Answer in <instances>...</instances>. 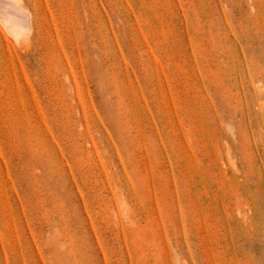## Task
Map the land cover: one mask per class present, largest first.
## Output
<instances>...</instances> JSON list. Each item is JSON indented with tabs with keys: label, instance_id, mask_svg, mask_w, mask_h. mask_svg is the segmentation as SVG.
I'll return each mask as SVG.
<instances>
[{
	"label": "rangeland",
	"instance_id": "rangeland-1",
	"mask_svg": "<svg viewBox=\"0 0 264 264\" xmlns=\"http://www.w3.org/2000/svg\"><path fill=\"white\" fill-rule=\"evenodd\" d=\"M19 1L0 264H264V0Z\"/></svg>",
	"mask_w": 264,
	"mask_h": 264
},
{
	"label": "bare ground",
	"instance_id": "bare-ground-1",
	"mask_svg": "<svg viewBox=\"0 0 264 264\" xmlns=\"http://www.w3.org/2000/svg\"><path fill=\"white\" fill-rule=\"evenodd\" d=\"M25 6V5H24ZM27 6V5H26ZM27 9V10H26ZM24 8L23 6H22V4H21V2L19 1V0H0V28H1V25H3L2 23H4V24H6L7 25V27H9V29H8V31H10L12 34H14V35H16L18 38H20L22 35H23V33H24V29H22L23 27H21V26H25V27H27V28H30V25H32L31 23H32V21L34 22V19L32 20V18L31 17H33V15L31 16V12H28L29 11V8L27 7V8ZM38 14V13H37ZM34 15H36V14H34ZM37 17V16H36ZM30 18H31V20H30ZM34 18V17H33ZM36 20H37V18H36ZM35 20V21H36ZM29 21H31V23H29ZM35 25V24H34ZM34 25H32V26H34ZM6 27V26H5ZM4 26H3V28H5ZM37 27V26H36ZM2 28V29H3ZM35 28V27H34ZM31 29H33V27L31 28ZM4 30V29H3ZM35 30H36V28H35ZM34 30V31H35ZM5 31V30H4ZM30 31V30H29ZM7 32V31H6ZM9 32V33H10ZM0 33H2V32H0ZM28 33V32H27ZM5 34H8V32L7 33H5ZM32 34V33H31ZM33 34H34V32H33ZM9 35V34H8ZM28 35H30V32H29V34ZM30 36H32V35H30ZM30 36H29V40L32 38H30ZM2 37H3V33H2ZM9 37H11V36H9ZM25 37V36H24ZM5 38V37H4ZM22 38H23V36H22ZM22 38H20V39H22ZM6 39V38H5ZM4 39V41H7V40H5ZM24 39V41H26V42H28L27 40V38H23ZM22 39V40H23ZM27 39V40H26ZM2 39H0V41H1ZM21 41V40H20ZM16 42H18V40L16 41ZM5 43V42H4ZM7 43V42H6ZM19 43V42H18ZM22 43H24V42H22ZM14 44V43H13ZM0 45H1V43H0ZM11 45V44H10ZM10 45H8V46H10ZM4 45H3V43H2V47H3ZM1 47V46H0ZM9 48V47H8ZM0 49H2V48H0ZM6 49V48H5ZM8 50V49H7ZM3 52V51H2ZM1 55V54H0ZM2 59V58H1ZM0 59V60H1ZM3 61L5 60V57L2 59ZM1 62V61H0ZM4 64V63H3ZM1 65V64H0ZM4 66V65H3ZM2 66V67H3ZM1 69V68H0ZM2 70V69H1ZM1 74V73H0ZM2 78V77H1ZM2 85V84H1ZM4 85V84H3ZM4 89V88H3ZM2 91V93H4L3 92V90H1Z\"/></svg>",
	"mask_w": 264,
	"mask_h": 264
}]
</instances>
